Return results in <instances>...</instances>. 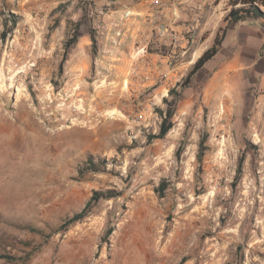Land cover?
Listing matches in <instances>:
<instances>
[{
	"label": "rangeland",
	"instance_id": "374dc122",
	"mask_svg": "<svg viewBox=\"0 0 264 264\" xmlns=\"http://www.w3.org/2000/svg\"><path fill=\"white\" fill-rule=\"evenodd\" d=\"M228 2L0 0V264H264V17Z\"/></svg>",
	"mask_w": 264,
	"mask_h": 264
},
{
	"label": "trees",
	"instance_id": "16d2710c",
	"mask_svg": "<svg viewBox=\"0 0 264 264\" xmlns=\"http://www.w3.org/2000/svg\"><path fill=\"white\" fill-rule=\"evenodd\" d=\"M230 9L226 12L224 16L225 21H230L232 23H236L239 21L245 20H255L258 18L264 17V11H261L259 8L261 5L264 6V0H229ZM239 4V5H238ZM222 37H219L218 34L214 37L213 43L211 46L206 48L194 61L190 73L184 78L182 87H185L191 74L196 73L199 69H201L212 57L217 53L219 46L221 45ZM170 94V102L176 101L179 96V92L174 88L169 89ZM164 100H167L166 98ZM171 109L167 110V114L162 115V120L159 125V133L155 135V137H163L172 125L171 121ZM198 163L202 160V153L197 156ZM103 193L101 191L95 190L90 197V199L86 202L85 206L78 212H75L71 217L66 219V225L79 221L84 216L89 213V206L93 201L98 200L100 197H103ZM105 197V196H104ZM112 228L110 227L107 233H111ZM13 255L7 253H0V258H12Z\"/></svg>",
	"mask_w": 264,
	"mask_h": 264
},
{
	"label": "bare ground",
	"instance_id": "6f19581e",
	"mask_svg": "<svg viewBox=\"0 0 264 264\" xmlns=\"http://www.w3.org/2000/svg\"><path fill=\"white\" fill-rule=\"evenodd\" d=\"M222 84V83H221ZM231 88H233L232 84L229 83L228 81H225L223 84H222V89L223 91L227 92L229 91ZM220 89V88H219ZM232 91V90H231ZM228 93V92H227ZM258 138V137H257ZM258 140H260V138H258Z\"/></svg>",
	"mask_w": 264,
	"mask_h": 264
},
{
	"label": "crops",
	"instance_id": "0c3cea01",
	"mask_svg": "<svg viewBox=\"0 0 264 264\" xmlns=\"http://www.w3.org/2000/svg\"><path fill=\"white\" fill-rule=\"evenodd\" d=\"M257 20H258V19L254 20V21H257ZM254 21H253V22H254ZM238 25H239V26H243V27L248 26V25H246L245 22H242V23L240 22V24H238ZM255 26H256V25H255ZM251 30H252V29H251ZM261 40H262L261 42L264 43V38H262Z\"/></svg>",
	"mask_w": 264,
	"mask_h": 264
}]
</instances>
